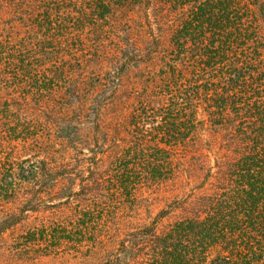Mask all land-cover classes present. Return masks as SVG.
Here are the masks:
<instances>
[{
	"label": "trees",
	"instance_id": "obj_1",
	"mask_svg": "<svg viewBox=\"0 0 264 264\" xmlns=\"http://www.w3.org/2000/svg\"><path fill=\"white\" fill-rule=\"evenodd\" d=\"M69 255L264 264V0H0V264Z\"/></svg>",
	"mask_w": 264,
	"mask_h": 264
},
{
	"label": "rangeland",
	"instance_id": "obj_2",
	"mask_svg": "<svg viewBox=\"0 0 264 264\" xmlns=\"http://www.w3.org/2000/svg\"><path fill=\"white\" fill-rule=\"evenodd\" d=\"M37 262H38L37 264H92V263H85L81 260V258H75L73 255H69L62 258H56V259L46 258L42 260H37ZM29 264H32V262Z\"/></svg>",
	"mask_w": 264,
	"mask_h": 264
}]
</instances>
